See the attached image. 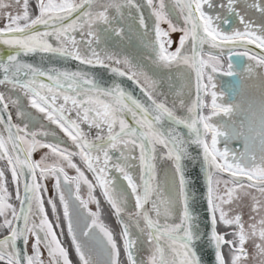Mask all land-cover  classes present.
I'll return each mask as SVG.
<instances>
[{
    "label": "snow or ice",
    "instance_id": "1",
    "mask_svg": "<svg viewBox=\"0 0 264 264\" xmlns=\"http://www.w3.org/2000/svg\"><path fill=\"white\" fill-rule=\"evenodd\" d=\"M240 2L245 9L264 17V0H226L215 16L205 11V6L214 7L212 0H174L172 9H166L164 0L158 4L155 0H146L150 16L154 18L152 25L147 23L137 0H37L38 15L34 17L30 13V0H0V18L7 21L0 28V45L11 50L0 59V86H7L9 93H21L28 105L43 114L44 120L56 125L73 146L72 149L62 146L64 142L42 123L35 128L37 118L23 107L20 96L13 98L0 92V162L7 164L20 203L19 210L9 203L5 170L0 168V229L7 228L9 233L0 239V262L45 264L42 247L47 251L48 264H71L68 251L45 210L44 182L51 178L53 196L47 199V204L62 235L55 202L59 199L64 226L79 264H121L113 232L102 221L100 203L93 195L96 188L121 227L127 264H200L194 244L201 233L198 217L190 207V199L195 203L196 193L189 191L190 181L183 164L184 160L195 162L196 157L189 151L190 146H195L202 153L204 198L211 228L208 237L215 249L216 264H226L221 252L225 244L229 246L231 264H241L242 258L248 255L246 241L256 239L259 243L255 244L253 259L259 256L260 264H264V138L260 141L259 158L247 143L243 151L227 147L220 151V138L224 137L227 144L231 133L226 125L212 120L219 112L231 111L217 102L224 93L218 95L215 90L216 74L234 75V64L245 57L264 66V53L253 54L248 48L255 44L264 49V25L253 27L237 10ZM8 8L15 11H5ZM125 9L129 12L128 19L138 21L136 35L151 53V64L157 68L182 65L190 70L189 76L194 74L195 100L185 103V76L180 74L181 86L173 93L174 106L168 107L166 100L157 99L163 95L157 92L160 83L157 79L127 57L100 47L107 40L116 38L123 43L127 38L125 27L119 23L126 19ZM132 9L136 17L131 16ZM173 11H178L183 27L172 22ZM230 16L239 19L243 31L229 32L220 27V23H231ZM165 23L167 30L161 27ZM127 29L132 31L133 25L128 24ZM176 31L183 34L175 50L170 51L173 43L170 33ZM189 40L192 42L190 54L185 51ZM205 44L218 50V54H205ZM225 49L229 53L227 70L221 65ZM36 53L41 54L42 60L48 56L59 57L82 66L105 68L116 77H126L146 99L133 95L120 83L105 87L92 73L80 68L75 71L44 68L20 59L22 55ZM247 70L251 72L252 65ZM203 94L211 95L210 115L202 114L208 106ZM187 95L191 96V90ZM177 100L179 108L185 110L183 116L176 113ZM9 105L16 109L17 119L23 126L13 122ZM260 122L264 127V106ZM82 125H87L88 131ZM181 128L185 131H180ZM49 137L53 139H46ZM40 148L49 151L33 159ZM159 148L164 151L157 156ZM76 157L91 173V180L74 162ZM157 159L170 161L172 165L164 178L171 194L163 199L157 185ZM66 168L74 169L76 175H68ZM136 168H139L138 177ZM112 173L118 174L126 187ZM224 173L229 174L228 179H222ZM82 188L87 190L86 197L81 194ZM242 196L251 199V211L255 213L250 216L247 228L242 216L233 215L229 207ZM90 204H96V211L89 208ZM218 223L235 226L230 233L233 239L226 240V234H218ZM133 228L137 236L133 235ZM29 237L34 241L31 255L26 250ZM18 240L25 245L23 253L17 247ZM142 245L147 246L150 254L146 261L138 262L137 252Z\"/></svg>",
    "mask_w": 264,
    "mask_h": 264
},
{
    "label": "water",
    "instance_id": "2",
    "mask_svg": "<svg viewBox=\"0 0 264 264\" xmlns=\"http://www.w3.org/2000/svg\"><path fill=\"white\" fill-rule=\"evenodd\" d=\"M137 3H139L142 8V14L144 17L147 19V23L149 25H152L154 22V18L150 16V9L146 6V0H137ZM174 0H170V4L173 5ZM125 12V17L126 19L124 21L119 22L120 26L125 27V32H126V39L123 43L119 42L118 39L114 38L111 40H108L111 42V44L114 46V53H117L120 57H127L129 60L131 58V62L133 64H138L142 69H146L148 64V67L151 66V53L144 47V44L141 43L140 38L136 35V30L139 28L138 21L134 22L131 19H128L129 12L128 9L124 10ZM178 12V11H177ZM114 14V13H112ZM131 16L136 17L137 13L135 9L131 10ZM231 23L229 25H225L223 23V28L224 30L229 29L232 24L235 22L236 17L235 16H230L228 17ZM132 24L133 25V30L128 31L127 25ZM104 26L101 25L100 28L102 29ZM43 30V29H40ZM77 38H79V34H77ZM102 47V44L100 45ZM209 47L207 44L203 45V49ZM192 48V42L191 40L186 42L185 46V51H187L189 54L191 52ZM248 48L250 52L254 54H261L264 53V49L257 48L255 44H250L248 45ZM11 52L10 49H8L6 46L0 45V59H3L6 57L7 54ZM20 59L26 63H31L34 65H39L44 68L48 67H56L59 69H69L72 71L77 70L78 68L83 69L85 71H88L92 73L95 78L100 81L105 87L109 86L113 82L115 83H120L123 88L126 90L130 91L133 93V95L137 96L138 98L141 99H146L143 97V94L140 92L139 88H137L131 81L127 80L126 77H116L112 75L107 69L102 68V67H90V66H82L79 65L77 61L74 60H64L59 57H45L43 60L41 58V54L36 53V54H30L28 56H21ZM137 59V60H135ZM138 60H142L143 62H140ZM146 63V64H145ZM150 65V66H149ZM155 67V65H154ZM171 69V71H170ZM145 72V71H144ZM156 72V71H155ZM176 73V77L174 76L171 78V81H169V77H171V74ZM190 72L189 69H187L184 66H173L171 68H161L160 69V78L158 81L161 79V93H163L162 97L160 98L159 95L157 96L158 100H166L167 101V106L168 107H173V100L174 96L173 93L180 88L181 86V81L178 78L180 74H184L185 76V86L183 88V91L185 93L183 99L185 100V103H190L191 101L195 100L196 98V93H195V76L192 74L191 76L188 75ZM169 83L172 84V87H169ZM1 88V86H0ZM191 90V96L187 95V93ZM1 92V90H0ZM203 100H204V94H203ZM179 101L177 100L176 102V113L177 115L183 116L185 114V110L179 108L178 106ZM9 113L10 109H8ZM203 114V113H202ZM12 117V115H11ZM5 119H7V116H5ZM13 122L15 123L13 117H12ZM85 131H88L87 125H82ZM180 131L184 132L185 130L183 128L180 129ZM91 135H95V130L93 129L91 132ZM164 151L163 148H159L157 152V156L160 155ZM190 153L196 157L195 162L193 160H184V169H185V174L186 178L189 179V191L190 193L195 192L196 193V200L195 203L192 202L190 199V207L193 210V212L196 214L198 217V223H199V231L201 233V237L199 240H197L194 244L195 251L197 253V256L200 260V264H216L215 261V249L211 245L209 241L208 234L210 233V224L208 223V216H207V204H206V199L204 198V194L206 192V188L204 185L203 181V169H202V153L200 152L199 149H197L195 146H190L189 147ZM172 170V165L170 161L167 160H160L157 159L156 161V172H157V185L159 189V194L160 197L166 198L168 197L171 192L169 186L164 182L165 178V172L171 171ZM136 175L138 177L139 175V168L135 169ZM224 175L229 176L228 173H224ZM242 177L241 179H243ZM20 194L21 196L23 195V187L21 185L20 188ZM155 198V197H153ZM20 203L18 201L17 204V210H19ZM147 207H151V204L147 205ZM218 232V231H217ZM9 233L6 232L4 235L0 237V239H3L5 236H7ZM219 234V233H218ZM17 247L21 250V253L25 251V245L22 240L17 241ZM27 250V248H26ZM28 252V250H27ZM221 252H222V247H221ZM29 254V253H28ZM223 255V253H222Z\"/></svg>",
    "mask_w": 264,
    "mask_h": 264
},
{
    "label": "flooded vegetation",
    "instance_id": "3",
    "mask_svg": "<svg viewBox=\"0 0 264 264\" xmlns=\"http://www.w3.org/2000/svg\"><path fill=\"white\" fill-rule=\"evenodd\" d=\"M221 1L222 0H212L214 7L208 8L206 6L207 8H205V11L208 14L215 16L220 11L218 5L220 4ZM236 8L238 11L241 12V14L245 15V18L247 20H250L252 22L253 27L264 25V17H261L260 14L258 12H255L254 10L245 9L243 2L238 3L236 5ZM223 26L220 23V27L222 29H224ZM234 29H238L240 31L244 30L243 25L239 22V19L237 17L235 22L232 24V26L226 31L230 32ZM103 47L108 48L112 52H114L115 50L114 46L108 40L102 44V48ZM238 51H243V49H239ZM209 52L218 54V50L216 49H210L209 47L204 48L205 54ZM138 61L143 62L142 60H138ZM228 62H229V53L227 49H225L223 52V56L221 58V65L223 66V69L227 70ZM146 65L147 68L146 69L143 68V71H145L150 77L159 80L161 68H157L156 66L154 67L153 64H151V66L149 65L150 67H148V64ZM249 65H252L251 72L247 70ZM173 76L177 78L175 72L171 74V78ZM159 82L160 83L157 85V92L161 93L160 90L161 89L160 84L162 82L161 79ZM215 83H216L215 90L217 91L218 95L221 92L224 93V96L217 102L223 103L224 106L229 107L231 109L230 113L228 114L219 112L216 116L212 117V120L214 122H219L220 124L226 125L232 137L231 141L227 144L225 143V138L221 137L218 142L219 150L223 151L227 147L229 149L243 151V147L247 143L250 144L252 152L256 154L257 158H259L260 141L262 138H264V127H262L260 122L261 108L262 106H264V66L257 65L255 61L249 60L247 57L242 58L239 62L234 64V75L228 76L223 74V72H219L216 74ZM5 89H8V87L3 86L1 89L2 92ZM211 90L212 89L210 88L209 92ZM159 97L161 98L162 95H159ZM204 102L208 106L203 109V114L210 115L211 113L210 106L212 102L210 94H204ZM209 143H210V137H209ZM74 162L77 163L78 166H80L82 170L85 171L83 164L80 162L78 157L74 158ZM112 175L116 176V173H112ZM222 178L228 179L229 176L223 174ZM242 180H244V182H247L246 178H243ZM97 199L100 203L102 221L108 227H112L113 222L109 217L110 214H108L109 212L108 207L106 206L104 207L99 197ZM240 200L241 203H243L242 206V211L244 214L243 223L245 228H247L248 224L250 223V219H247L249 214L255 215V213H252L251 211L252 201L249 197L242 196ZM256 218L258 220L259 216H257ZM217 229L219 234H226L225 235L226 240L233 239L230 233H232L235 230V227H231V226L226 227L218 223ZM257 243H259L258 239H256L255 241L253 240L246 241L244 247L248 255L247 258H242L241 264H260L261 257L256 256V258L253 259V256L256 253L255 244ZM222 253L225 258L226 264H231V255L228 245L226 244L222 245Z\"/></svg>",
    "mask_w": 264,
    "mask_h": 264
},
{
    "label": "rangeland",
    "instance_id": "4",
    "mask_svg": "<svg viewBox=\"0 0 264 264\" xmlns=\"http://www.w3.org/2000/svg\"><path fill=\"white\" fill-rule=\"evenodd\" d=\"M155 2L158 4L159 0H155ZM224 2H225V0H222L220 2V4L218 5V8H220V5L222 3H224ZM36 3H37V0H30V13L31 14L33 13V9L32 8L34 7V4H36ZM164 3L166 5V9H172L173 5L170 4V0H164ZM205 8H207V7L205 6ZM5 11L14 12L15 10L11 9V8H8ZM170 18H171L173 23L178 24L179 26L183 27V20L179 17V14H178L177 11H173L171 16H170ZM6 23H7L6 19L0 18V28L4 27V25ZM161 27L163 29H165V30L168 29V25L166 23L165 24H161ZM182 34L183 33L180 32V31H176V32H171L170 33V39L173 41V43H172V45L170 46V49H169L170 51H174L175 48L178 46L179 38H180V36ZM5 90H9V89H5ZM9 94H11L13 96V98H15L17 96L21 97V101H22L23 107L25 109H27L28 111H30L33 114V116L37 118V122L35 123V128L38 129L40 127L41 123L46 125L47 130L54 131L57 134V139L62 140L64 142L62 146H65V147H68L69 149H72L73 146L71 145V141L68 140L67 136H65V134L58 127H56V125H52L48 121L44 120L43 114L37 112L35 109H32L28 105L27 99L23 98L21 93L10 92ZM9 109H10V112H11L12 117L14 118L15 122L18 123V124H21V126H23V123L20 120L17 119L16 109L13 108L11 105H9ZM46 139L51 141L53 138L49 137V138H46ZM48 151L49 150L47 148H40L33 154V157H34V159H39L41 155H43L45 152H48ZM0 168H3L5 170V175H6V179H7L6 187L8 189L9 194H10L9 203H11L15 207V205H16V194H17L16 193V187L12 183L11 173L9 171H7L6 162H0ZM66 171H67L68 175H70V176H75L76 175V172H75L74 169L66 168ZM85 174H86V172H85ZM86 176L88 177L87 174H86ZM116 176L118 178V174H116ZM118 182L124 184V186L126 187V182L119 181V178H118ZM44 183H45V186L47 188V194L44 196V201H45V210H46L48 219H49L50 222H52V224L54 226V231L57 233L58 238L60 239V241L62 243V246L68 251V255H69V259L71 261V264H79V258L77 257V255L75 253V249H74V247L72 246V243H71V238L68 236L67 229L64 226L63 211H62V208L60 206L59 199L56 198L55 202H56V206H57L58 215L60 216L61 227L63 228V234L62 235H61V228H56L55 227L56 217L53 215L51 206L47 204V199L49 197L53 196L54 180L50 178L47 181H45ZM221 191H223V185H221ZM81 194L86 197V195H87L86 188H82ZM93 195L96 198H98V196H97L98 194H97L96 190L94 191ZM99 199H100V197H99ZM134 203H135L134 200H132V206L133 207H134ZM242 206H243V203H241V200L239 199L238 201H235L229 207H231L233 209V212H232L233 215L240 214L242 216V221H244V214H243V211H242ZM89 208L92 211H96V204H90ZM250 216H253V214H249L247 219H250ZM9 218H10V216H9ZM0 223H2V218H0ZM114 226H115V228L114 227H109V228L112 230L114 239L116 240L117 245L119 247V251H120L119 259L121 261V264H127L126 257L122 258V256H121V253H122V251H121V242L118 240V238L116 236V234H118L119 231H121V229L119 227V224H117V223H114ZM228 227H230V226H228ZM231 227H235V226H231ZM6 231H7V228L0 229V235L3 232H6ZM132 231H133V235L134 236L138 235V233L136 232L135 228H133ZM33 242H34L33 239L31 237H29V241H28V244H27V250H28L29 255L32 254V243ZM41 254H42V259L45 261V264H48V259L49 258H48L47 251L44 250L42 247H41ZM149 254L150 253H149V250H148L147 246L146 245H142L139 248L138 252H137V261L138 262L140 260H145L146 261L147 257L149 256ZM0 264H3V262H0Z\"/></svg>",
    "mask_w": 264,
    "mask_h": 264
},
{
    "label": "trees",
    "instance_id": "5",
    "mask_svg": "<svg viewBox=\"0 0 264 264\" xmlns=\"http://www.w3.org/2000/svg\"><path fill=\"white\" fill-rule=\"evenodd\" d=\"M33 9V13L31 14L33 17L35 16V15H38V9L36 8V4H34V7L32 8ZM16 203H17V199H16ZM108 212V211H107ZM108 214H110L109 212H108ZM109 217H110V215H109ZM111 218V220H112V222H113V226L112 227H114L115 228V226H114V221H113V218L112 217H110ZM110 222V221H109ZM8 230V229H7ZM3 233H5V232H3ZM2 233V234H3ZM1 234V235H2ZM116 236H117V238H118V240L120 241V237H119V235L118 234H116ZM121 251H122V253H121V256H122V258H124V254H123V249H122V245H121Z\"/></svg>",
    "mask_w": 264,
    "mask_h": 264
},
{
    "label": "bare ground",
    "instance_id": "6",
    "mask_svg": "<svg viewBox=\"0 0 264 264\" xmlns=\"http://www.w3.org/2000/svg\"><path fill=\"white\" fill-rule=\"evenodd\" d=\"M3 92L9 94V91H8V90H5V91H3Z\"/></svg>",
    "mask_w": 264,
    "mask_h": 264
}]
</instances>
